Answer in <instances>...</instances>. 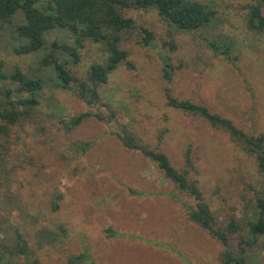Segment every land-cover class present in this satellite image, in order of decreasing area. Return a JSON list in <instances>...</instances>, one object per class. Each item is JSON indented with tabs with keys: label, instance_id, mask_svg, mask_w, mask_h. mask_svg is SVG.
<instances>
[{
	"label": "rangeland",
	"instance_id": "obj_1",
	"mask_svg": "<svg viewBox=\"0 0 264 264\" xmlns=\"http://www.w3.org/2000/svg\"><path fill=\"white\" fill-rule=\"evenodd\" d=\"M203 1L216 5L221 21L214 37L225 36L235 44L237 65L216 55L198 32L171 29L156 10H126L140 26L126 43L134 67L124 64L110 75L100 103L89 106L49 83L37 113L12 128L10 160H0V244L23 234L36 250L31 258L39 257L43 264H66L68 256L82 251H89L95 264L220 263V243L188 218L194 200L115 133L127 123L155 143L167 129L162 147L178 168L191 147L217 225L226 223L227 211L239 204V191L255 164L225 132L169 106L166 88L233 119L248 133L264 131V33L248 28L247 0ZM143 28L153 34L150 44ZM59 35L50 33L49 41ZM7 44L0 36L5 70L19 66L29 71L36 57L15 55ZM102 56L101 47L92 44L73 68L85 77ZM166 62L175 67L171 81L165 77ZM5 86L16 84L0 81V89ZM108 102L117 115L109 124L94 115L73 131L62 123L86 111L108 115ZM80 142L90 146L84 151ZM58 191L63 197L54 211L51 200ZM60 223L68 234L39 248L38 232L55 230ZM248 264H264V243Z\"/></svg>",
	"mask_w": 264,
	"mask_h": 264
},
{
	"label": "trees",
	"instance_id": "obj_2",
	"mask_svg": "<svg viewBox=\"0 0 264 264\" xmlns=\"http://www.w3.org/2000/svg\"><path fill=\"white\" fill-rule=\"evenodd\" d=\"M247 25L254 33H264V0H247ZM128 9L156 10L171 29L188 33H199L216 55H223L236 64L239 56L234 54L236 46L227 37L214 36L221 21L216 5L203 0H0V36L8 41L7 47L18 56L32 55L34 64L29 71L19 66L5 70L0 60V81H10L14 87L0 89V160H10L12 149L11 130L32 118L42 104L45 87L50 83L56 88L69 90L89 106L102 99V86L121 65L134 67L129 59L126 43L139 24L126 16ZM146 44L151 43L152 32L143 28ZM60 34L49 41V34ZM99 45L103 52L101 61L93 62L86 76L78 75L73 68L80 63L82 51L90 45ZM174 46V43H171ZM165 77L173 79L175 67L166 62ZM167 104L183 112L199 117L212 127L225 132L230 141L255 164V171L239 191L240 202L227 211V221L217 225L212 206L205 197L199 180V169L191 147L184 152L183 165L176 167L172 158L163 149L167 129L157 135L158 142L147 141L129 124H121L116 135L130 150L141 153L153 162L178 190L194 200L189 206L188 218L208 231L221 245L219 264H248L256 247L264 243V131L251 134L238 126L233 119L212 111L207 105L176 96L166 88ZM110 113L82 112L62 121L68 131L79 127L94 115L110 123L116 115L112 102L104 104ZM85 151L89 142H80ZM138 194L145 193L137 191ZM175 200L179 196L172 192ZM62 192L53 195L51 208L60 209ZM226 199L224 200V202ZM225 207V204H224ZM113 235H125L113 232ZM68 234L65 224L56 225L55 230L43 228L39 236V248L54 245ZM27 238L18 234L14 239L1 242L0 264H43L39 257H32ZM66 264H95L89 251L73 253Z\"/></svg>",
	"mask_w": 264,
	"mask_h": 264
}]
</instances>
